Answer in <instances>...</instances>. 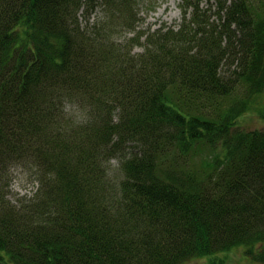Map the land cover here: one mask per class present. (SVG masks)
I'll list each match as a JSON object with an SVG mask.
<instances>
[{
  "label": "trees",
  "instance_id": "16d2710c",
  "mask_svg": "<svg viewBox=\"0 0 264 264\" xmlns=\"http://www.w3.org/2000/svg\"><path fill=\"white\" fill-rule=\"evenodd\" d=\"M208 1L143 31L134 0H0V264H264V0Z\"/></svg>",
  "mask_w": 264,
  "mask_h": 264
},
{
  "label": "rangeland",
  "instance_id": "374dc122",
  "mask_svg": "<svg viewBox=\"0 0 264 264\" xmlns=\"http://www.w3.org/2000/svg\"><path fill=\"white\" fill-rule=\"evenodd\" d=\"M137 26L140 30H147L148 28H155L160 25L170 26L176 25L181 20V12L179 10L180 0H134ZM198 1V0H197ZM200 5L205 6L208 0H199ZM216 4V0L208 1V4ZM100 10H96L92 14L93 19L101 16ZM130 33L122 32L121 37L128 36ZM140 48H137L139 50ZM226 65H224V68ZM263 96V97H261ZM263 98L262 100L259 98ZM247 112L241 116L243 129H264V93L257 97ZM65 108L69 115H80L81 109L71 103H65ZM118 160L112 159L109 163L108 174L116 172ZM11 178V198L29 197L35 191L38 183L34 176L24 167H14L12 169ZM114 175V174H113ZM259 251V248H257ZM244 247H234L225 253H215L209 256L195 257L180 264H212L217 259H222V264H258L252 261L244 252ZM219 263V262H218Z\"/></svg>",
  "mask_w": 264,
  "mask_h": 264
}]
</instances>
